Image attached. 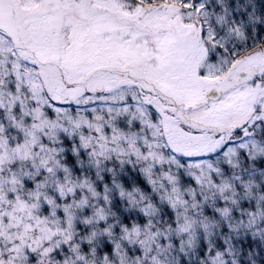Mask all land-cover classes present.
<instances>
[{
	"label": "snow or ice",
	"instance_id": "snow-or-ice-1",
	"mask_svg": "<svg viewBox=\"0 0 264 264\" xmlns=\"http://www.w3.org/2000/svg\"><path fill=\"white\" fill-rule=\"evenodd\" d=\"M0 264H264V0H0Z\"/></svg>",
	"mask_w": 264,
	"mask_h": 264
}]
</instances>
